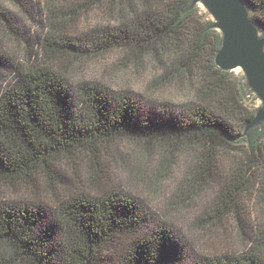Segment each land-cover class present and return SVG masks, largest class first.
<instances>
[{"label":"trees","instance_id":"trees-1","mask_svg":"<svg viewBox=\"0 0 264 264\" xmlns=\"http://www.w3.org/2000/svg\"><path fill=\"white\" fill-rule=\"evenodd\" d=\"M7 1L25 11L34 4L44 32L19 31L0 0V41L13 43H0V197H15L0 201V264H264V128L243 137L258 109L246 103L243 81L216 66L221 34L193 0ZM245 1L264 36V0ZM19 41L39 46L29 64L11 53ZM116 49L137 62L170 53L166 80L193 91L160 101L70 80L84 60ZM137 149L139 165L125 155ZM159 151L161 183L177 157L192 160L169 210L179 203L178 213H189L216 188L197 220L218 234L207 250L123 183L124 175L145 182ZM70 161L83 162L81 175L64 173Z\"/></svg>","mask_w":264,"mask_h":264},{"label":"rangeland","instance_id":"rangeland-1","mask_svg":"<svg viewBox=\"0 0 264 264\" xmlns=\"http://www.w3.org/2000/svg\"><path fill=\"white\" fill-rule=\"evenodd\" d=\"M1 3L4 9L10 11V13L15 16L19 31L30 32L33 36L44 32V22L40 21L34 11V4H32L29 9L27 8L28 11H25L24 9L14 6L7 0H1ZM200 10L206 16V19L212 20L205 10L202 8H200ZM92 16L94 17L95 24H102L107 18L106 16L103 17L99 10L96 9L92 13ZM39 22L41 24H39ZM112 23L114 24L115 22ZM1 42L8 48L13 46V43L8 41L7 38H3L0 43ZM14 48L16 50L14 52L10 50L11 53L15 55L17 52L19 54V62H24L26 64H29L28 59L31 55H29V53L32 51H40L38 44L36 47L30 45L23 46L20 41L17 48L16 45ZM130 55V52L122 49L113 50L104 56L96 54L93 57L84 60V62L72 72V79L70 80L72 82H75L77 79L96 81L110 89L129 90L136 95L143 94L148 97L159 99L160 101H181L187 99L189 92L193 91V85L188 81L183 80V82H177V80H166L165 74L167 70L163 67L162 62L163 60H169V68L173 65V60L168 59L170 53L165 55L160 62L152 56V53L147 54L143 61L141 60L140 62L130 58ZM233 74L237 79H240L242 83L243 74L241 71L236 70ZM246 94V103L248 106L253 109H258L260 103L257 98L249 92H246ZM125 155L133 157L135 162L133 164L135 165L142 163L143 151L140 149H137L136 152L126 150ZM164 157V153L161 151L152 155L149 161L150 165L147 168L148 174H146L145 182L127 184V178L124 175L123 183L132 188L131 192L144 199L148 205L155 209L159 214L163 215L165 219L173 223L175 227L179 228L186 235L190 245L196 251L201 252L203 251L202 249L207 250L209 249L210 237H216L218 234L214 235L211 233L210 229L199 227L197 225V220L208 207V204L212 200V196L216 194V188L211 189L212 191L210 192H202V196L194 202L195 207L193 209L189 208V213L184 215L182 212L178 213L177 209L179 206L176 205H179V203L176 205L174 203L173 205H175V207L169 210L167 208L168 205L174 198H177L179 191L183 189V181L186 180V177H189V168L192 164V160L190 161L191 158L188 156H185V159L177 157L174 160L170 177L161 183L157 179V176L160 172ZM82 164V161H70L65 166L64 173L68 176H74L73 174L75 172L78 173V175H81L80 169ZM86 176L87 172L84 169L82 171V177ZM158 183L161 184L158 185ZM187 191L188 187L185 189V192ZM181 192L182 191H180V193ZM4 195L5 196L0 197V201H8L9 198H15L13 192L9 190L5 191ZM182 197H184V195ZM180 200H178V202H180ZM253 204L254 201L250 203V209L254 218L257 217V213L256 207ZM228 227L231 230L229 231L233 232V229H235L233 221L232 223L230 222V226L228 225ZM214 244L216 245V240H214ZM231 246L240 249L241 245L237 242V244L231 243Z\"/></svg>","mask_w":264,"mask_h":264},{"label":"water","instance_id":"water-1","mask_svg":"<svg viewBox=\"0 0 264 264\" xmlns=\"http://www.w3.org/2000/svg\"><path fill=\"white\" fill-rule=\"evenodd\" d=\"M193 6L206 11L212 28L222 37L215 64L225 72L241 71L246 92L260 103L255 116L246 124L243 137L264 128V36L253 21L245 0H193Z\"/></svg>","mask_w":264,"mask_h":264}]
</instances>
